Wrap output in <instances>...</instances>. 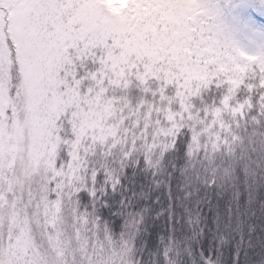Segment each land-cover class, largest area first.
I'll use <instances>...</instances> for the list:
<instances>
[{
    "label": "snow or ice",
    "instance_id": "snow-or-ice-1",
    "mask_svg": "<svg viewBox=\"0 0 264 264\" xmlns=\"http://www.w3.org/2000/svg\"><path fill=\"white\" fill-rule=\"evenodd\" d=\"M127 4L0 0V264H133L126 165L264 150V0Z\"/></svg>",
    "mask_w": 264,
    "mask_h": 264
},
{
    "label": "trees",
    "instance_id": "trees-1",
    "mask_svg": "<svg viewBox=\"0 0 264 264\" xmlns=\"http://www.w3.org/2000/svg\"><path fill=\"white\" fill-rule=\"evenodd\" d=\"M186 147L157 169L126 165L109 195L112 211L101 209L105 220L118 235L136 214L139 264H167L170 248L178 264H264V152L237 148L233 159L218 156L209 166L191 161Z\"/></svg>",
    "mask_w": 264,
    "mask_h": 264
},
{
    "label": "rangeland",
    "instance_id": "rangeland-1",
    "mask_svg": "<svg viewBox=\"0 0 264 264\" xmlns=\"http://www.w3.org/2000/svg\"><path fill=\"white\" fill-rule=\"evenodd\" d=\"M106 6L111 11H113L114 13L119 14V13L123 12L127 8L128 4H127V0H106ZM260 22H264V21H260ZM248 131H249V133H251L252 132V128L249 127ZM252 149H253V145H249L248 148L244 149V150L248 151V150H252ZM244 150L239 149V151H244ZM252 151H257L259 153H263L264 152V150H260V149H256V150H252ZM185 153H187V147L185 148ZM247 163H249V162H247ZM128 165H137V164L132 163V164H128ZM113 199H114V197H113ZM112 204L113 203H111V211H112ZM116 210H122V208L121 207H117ZM125 210H126V212H128V211H131V210H134V209H130L129 207H125ZM107 211L111 212L109 210H107ZM142 216H143V212L140 213L139 220L142 218ZM130 219H136V214H133L130 217ZM107 223H108V221H107ZM108 225H109V223H108ZM109 228H110L111 232L117 237H119L120 234L125 231V230H123V231L119 230L120 233H118V235H117L118 231H115V228L113 227V225H111V226L109 225ZM137 228H138V222H137L135 228L132 229V231H131L133 245H134L133 264H139V260H135V250H136V248H135V238H136L137 233L139 232ZM206 261H210V260H206ZM206 261H205V264H206ZM210 262H211V264H217L216 262H212V261H210ZM245 264H246V262H245Z\"/></svg>",
    "mask_w": 264,
    "mask_h": 264
}]
</instances>
